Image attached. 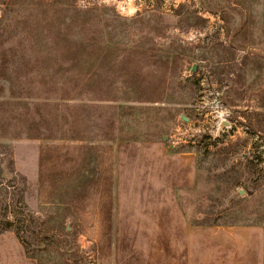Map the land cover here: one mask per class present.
<instances>
[{"label":"rangeland","instance_id":"1","mask_svg":"<svg viewBox=\"0 0 264 264\" xmlns=\"http://www.w3.org/2000/svg\"><path fill=\"white\" fill-rule=\"evenodd\" d=\"M180 170L264 237V0H0V264H158Z\"/></svg>","mask_w":264,"mask_h":264},{"label":"crops","instance_id":"2","mask_svg":"<svg viewBox=\"0 0 264 264\" xmlns=\"http://www.w3.org/2000/svg\"><path fill=\"white\" fill-rule=\"evenodd\" d=\"M140 179L162 181L160 186L166 196L158 199L159 206L163 210L173 212L176 223H180L179 232L175 229L174 236H170L173 241H163L161 238L158 241L161 245L172 242V246L164 245L163 251L159 249V257L153 255L155 259H159L158 264H264V237L252 226H189L186 222L190 233L184 235L181 227L185 215L180 202V192L191 193L196 190L199 180L197 172H146ZM152 185L155 186V183ZM168 204L170 206H167ZM129 209L127 206L123 210Z\"/></svg>","mask_w":264,"mask_h":264}]
</instances>
